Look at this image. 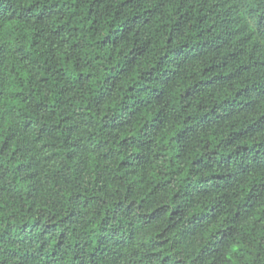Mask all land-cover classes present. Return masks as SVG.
Segmentation results:
<instances>
[{"label": "clouds", "instance_id": "1", "mask_svg": "<svg viewBox=\"0 0 264 264\" xmlns=\"http://www.w3.org/2000/svg\"><path fill=\"white\" fill-rule=\"evenodd\" d=\"M125 8L0 0V264H264V0Z\"/></svg>", "mask_w": 264, "mask_h": 264}, {"label": "trees", "instance_id": "2", "mask_svg": "<svg viewBox=\"0 0 264 264\" xmlns=\"http://www.w3.org/2000/svg\"><path fill=\"white\" fill-rule=\"evenodd\" d=\"M121 2L126 5V8H125V11H132V12H135V8H136V4H137V0H121ZM194 15H198V12L196 10H194ZM130 19H133L135 20L136 19V16L133 15L130 17ZM91 23V22H90ZM118 30V29H117ZM120 49L119 47H117V54L119 53ZM139 73V69H134L133 72H132V76L133 77H136ZM216 75H220L219 72H216L215 73ZM230 73L228 72H225L224 75L225 76H228ZM201 84H208L209 81L208 80H202L200 81ZM187 91V89L185 90ZM210 140L212 139L211 137L209 138Z\"/></svg>", "mask_w": 264, "mask_h": 264}]
</instances>
